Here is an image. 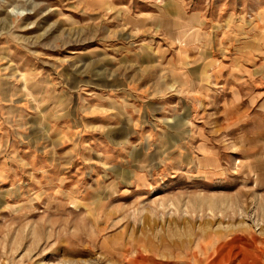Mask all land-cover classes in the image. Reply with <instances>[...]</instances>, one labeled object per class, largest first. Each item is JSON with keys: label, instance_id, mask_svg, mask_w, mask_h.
I'll use <instances>...</instances> for the list:
<instances>
[{"label": "rangeland", "instance_id": "1", "mask_svg": "<svg viewBox=\"0 0 264 264\" xmlns=\"http://www.w3.org/2000/svg\"><path fill=\"white\" fill-rule=\"evenodd\" d=\"M242 263L264 0H0V264Z\"/></svg>", "mask_w": 264, "mask_h": 264}, {"label": "bare ground", "instance_id": "2", "mask_svg": "<svg viewBox=\"0 0 264 264\" xmlns=\"http://www.w3.org/2000/svg\"><path fill=\"white\" fill-rule=\"evenodd\" d=\"M136 252V251H135ZM138 252V251H137ZM175 255V254H174ZM200 260V259H199ZM247 260V259H246ZM242 261V260H241ZM169 262V261H168ZM246 262V261H245ZM241 263V262H240ZM243 264V263H242Z\"/></svg>", "mask_w": 264, "mask_h": 264}]
</instances>
